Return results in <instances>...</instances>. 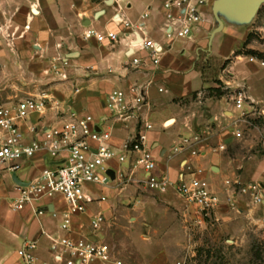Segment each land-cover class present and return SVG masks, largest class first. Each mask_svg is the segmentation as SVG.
<instances>
[{"label":"crops","instance_id":"1","mask_svg":"<svg viewBox=\"0 0 264 264\" xmlns=\"http://www.w3.org/2000/svg\"><path fill=\"white\" fill-rule=\"evenodd\" d=\"M161 2L162 0H54L50 11L58 24L50 27L51 31L56 32H51L54 35L51 40H55L51 53L58 61H63L59 68L56 67L54 74L58 78H65L55 85L50 98L53 102L49 103L46 112L42 115L32 113L20 126L29 141L35 134L30 128L40 130L43 126H58L62 123V118L71 111L89 113L101 128L111 130V145L121 149L124 142L136 133L138 124L135 119L122 122L112 116L106 106V97L114 89L127 90L133 85L141 84L145 87L147 100L142 113L154 124L149 141L158 158V170H166L175 183L181 171V160L186 159L193 166L204 170V177L224 200L226 193L221 195L223 188L227 192L224 179L235 175L232 171L236 166L229 150L216 149L220 143H225L229 149L236 141L232 133L235 108L229 92L238 86H244L248 95L264 109V96L254 93L248 81L249 72L246 75V71L239 67L244 63L261 65L250 60L252 55L240 53L236 58L233 57L243 48L251 32L259 34L263 41L250 40L246 49L264 54V12L261 23L257 24L260 19L259 9L264 2L250 15L243 14L235 4L224 6L218 13L223 25L217 30L219 24L213 12L215 0H211L207 20L188 38L165 36ZM39 8L41 10L39 9L38 14L41 15L42 8ZM145 12L149 15L145 19L144 28L149 32V37L164 44L165 51L157 66L147 63L141 68H135L130 66L128 56L132 36L128 34L129 28L119 20L128 19L137 23ZM66 15L73 17L74 21H80V28H77L78 24H63ZM42 24H47V21ZM86 27L118 33L119 41L101 43L94 38L87 39L83 36ZM40 29H43L42 25ZM74 29L81 33L75 39L71 35ZM219 31L224 32V38L214 48V39ZM60 46H67V50L60 49ZM139 55L145 56V52L142 51ZM210 57L214 61L212 66L207 64L212 59ZM228 60L231 61L219 72L218 66ZM223 89L228 91L224 92ZM213 91L215 95L209 96L208 93ZM195 133L203 138L199 156L183 152L170 161L166 159L165 154L181 136ZM49 162L44 152L39 151L33 158L21 160L17 170L10 169L8 165L0 168V264H22L18 250L26 239L37 244L35 255L38 264H60L51 254L49 236L64 235L59 227L60 218L53 215L54 211L60 213L64 209L62 198L57 196L41 201L39 206L44 210L42 215L36 214L29 207L22 210L12 208L19 193V185L38 177ZM111 167L116 172L115 180L107 187L95 189L97 195L106 197L105 201L99 203L104 202V209L100 211L105 216L117 199H122V193L126 194L128 187L137 190L142 185L147 188L141 181L143 171H132L129 161L122 164L112 161ZM231 173L234 175H229ZM170 188L176 189L174 185L168 190ZM89 213L94 212L89 209ZM80 219L87 221L88 216L74 219V235L90 230L87 226L83 231L79 228ZM93 238L101 241V233L93 231Z\"/></svg>","mask_w":264,"mask_h":264},{"label":"built area","instance_id":"2","mask_svg":"<svg viewBox=\"0 0 264 264\" xmlns=\"http://www.w3.org/2000/svg\"><path fill=\"white\" fill-rule=\"evenodd\" d=\"M210 1L162 0V29L165 36L191 37L207 20ZM148 15V12L143 13L137 23L128 19L119 20L129 28L128 34L132 36L128 56L130 66L135 68H141L147 63L157 66L165 51L164 44L149 37V32L144 28ZM84 37L94 38L101 43L119 41L118 33L102 32L93 27H86ZM142 51L145 56L139 55ZM249 58L264 66V58ZM229 93L235 108L232 133L234 137L242 138L244 128L253 124L252 116L264 117V109L248 95L244 86H238ZM50 100L48 94L40 93L21 99L12 107L0 103V168L8 165L10 169L17 170L21 160L33 158L39 151H43L50 160L38 177L19 185V193L12 208L22 210L29 207L36 214L42 215L44 210L39 206L41 201L57 196L62 198L64 209L60 213L54 211L53 215L60 218L59 227L64 235L49 236L50 251L57 263L125 264L106 243L93 238V231L105 222V214L100 210L89 213L90 204L106 200L105 196L97 195L95 189L107 187L113 181L107 173L108 169H113L112 161L119 164L129 161L132 171L142 170L141 181L151 190L165 192L174 185L186 202L195 205L202 214L210 215L223 202L210 181L204 177V170L193 166L186 159L181 160V171L175 183L166 170H158V158L149 141L154 124L142 113L143 106L147 105L143 85L136 84L127 90L114 89L106 97V106L112 116L122 122L135 119L138 124L136 133L124 142L121 149L111 145L110 129L101 128L91 114L77 111L69 112L58 126H43L40 130L30 128L35 134L31 140H26L21 122H25L34 112L44 114ZM201 143L203 138L198 133L181 136L165 154L166 159L170 161L183 152L199 156L202 152ZM216 149L225 151L227 146L220 143ZM224 186L227 190L224 201L231 205L239 195L249 196L254 203L264 201L263 187L255 180L243 181L234 175L224 179ZM85 215L88 219H80L79 228L83 231L87 226L89 232L74 235V219ZM36 248V242L24 240L18 250L22 264H38ZM175 264L185 263L178 261Z\"/></svg>","mask_w":264,"mask_h":264},{"label":"rangeland","instance_id":"3","mask_svg":"<svg viewBox=\"0 0 264 264\" xmlns=\"http://www.w3.org/2000/svg\"><path fill=\"white\" fill-rule=\"evenodd\" d=\"M53 1L0 0V103L6 106H15L21 99L40 93L51 98L55 85L64 81L65 77L55 75L63 61L51 53L55 42L51 32H56L50 27L58 24L50 11ZM33 7L38 11L41 7L42 14L34 13ZM259 10L257 24L261 23L264 4ZM64 18L63 24H78L80 28V21L67 15ZM45 20L47 24H42ZM72 32L74 39L81 36L80 30ZM223 38L224 32L219 31L214 48ZM250 40L263 41L254 32ZM59 48L67 50V46ZM210 58L207 64L212 66L213 57ZM229 61L218 66L219 72ZM239 67L246 75L249 72L254 93L264 96V67L256 63ZM252 122L244 128L243 137L236 138L226 150L236 165L232 172L243 181L259 182L264 194V117L252 116ZM225 193L223 188L221 195ZM223 202L205 215L174 188L157 192L142 185L137 190L128 187L97 231L101 241L125 264H264V201L254 203L249 196L239 195L233 205ZM103 207L104 202L89 205L92 212Z\"/></svg>","mask_w":264,"mask_h":264},{"label":"water","instance_id":"4","mask_svg":"<svg viewBox=\"0 0 264 264\" xmlns=\"http://www.w3.org/2000/svg\"><path fill=\"white\" fill-rule=\"evenodd\" d=\"M263 2L264 0H215L213 12L219 24L217 30L223 25L218 13L224 6L228 4H235L236 6H238L241 12H243V14L250 15L251 13L255 12ZM107 173L110 175L112 180L115 179L116 173L113 169H108Z\"/></svg>","mask_w":264,"mask_h":264},{"label":"trees","instance_id":"5","mask_svg":"<svg viewBox=\"0 0 264 264\" xmlns=\"http://www.w3.org/2000/svg\"><path fill=\"white\" fill-rule=\"evenodd\" d=\"M252 32L249 33L248 35V39L245 41L243 48L241 50H239L238 52L235 53V55H239L240 53L242 54H246V55H252L255 56L257 58H264V54L261 52H257L255 50L252 49H246V45L250 42V38H251Z\"/></svg>","mask_w":264,"mask_h":264},{"label":"bare ground","instance_id":"6","mask_svg":"<svg viewBox=\"0 0 264 264\" xmlns=\"http://www.w3.org/2000/svg\"><path fill=\"white\" fill-rule=\"evenodd\" d=\"M32 10H33V12L36 13V14L39 12L38 9H37L36 7H33Z\"/></svg>","mask_w":264,"mask_h":264}]
</instances>
